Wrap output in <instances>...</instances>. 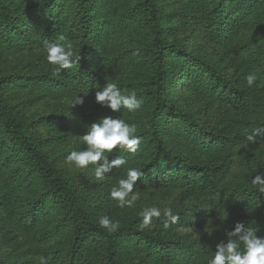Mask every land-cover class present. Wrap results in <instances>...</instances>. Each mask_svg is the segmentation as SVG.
<instances>
[{
  "label": "rangeland",
  "instance_id": "1",
  "mask_svg": "<svg viewBox=\"0 0 264 264\" xmlns=\"http://www.w3.org/2000/svg\"><path fill=\"white\" fill-rule=\"evenodd\" d=\"M137 0H111L106 7V21L94 37L97 46L109 45L110 54L114 55L110 69L88 55L89 63L102 75L101 84L115 83L122 94L136 93L145 87L146 75L150 72L146 42L143 38L142 20L137 17L134 8ZM161 22L162 36L169 45L165 55V64L169 67L166 87L168 103L175 109L194 118L198 128L205 134L228 135L235 129L242 128V121L264 122V96L259 95V66L264 64V0H260L261 17L244 16L237 33H226L232 22V10H226L225 28L219 30L221 21L213 14L211 0H155ZM257 10V11H258ZM76 4H66L62 17L65 18L61 30L52 35V40L40 34V29L33 31L38 21L33 10L19 11L16 23L28 39L12 37L10 42L0 43V95L13 108L17 118L28 126V132L45 152L48 160L64 176L70 178L84 195L89 213L93 219L107 216L121 224L127 219L136 218L142 221L139 213L148 207H158L163 211L171 207L173 213L192 208L202 196L201 187L174 185L161 187L146 179L136 182L133 193L137 200L132 207L121 208L111 200L109 193L118 187L120 179L126 178V169L120 167L104 173L103 180L94 176V168L89 165L77 169L65 163L71 151L83 150L82 135L87 127L104 117H112L135 125V135L140 140L146 136L144 111L137 109L129 112L121 108L119 112L102 111V105L91 97L71 88H66L73 74L68 69L54 74V68L46 61V46L52 43H70L77 56L75 45L74 22ZM222 17V16H221ZM248 17V18H246ZM259 18V21L256 19ZM62 20V18H61ZM220 21V22H219ZM3 30L0 26V33ZM64 37L61 41L60 37ZM243 44L242 50L238 46ZM179 51H173V48ZM194 58L213 65L227 83L242 92L240 99L233 98L231 92L217 93L206 84L205 76L198 77L187 66L186 59ZM186 64V65H185ZM256 75V82L247 86L246 77ZM47 77L49 79H47ZM204 79V80H202ZM76 96L83 97V104L70 107ZM163 138L168 146L191 164L210 165L217 154L212 144L198 145L197 142H183L176 129L164 127ZM209 137V136H208ZM199 135L195 140H199ZM243 152L250 157L247 165H234L227 178L234 184H251V178L257 173H264V138L254 144H244ZM12 148L0 136V158L9 157L10 164L3 171L0 164V259L5 264H39L33 258L35 242L30 232L20 227L16 215L21 212L38 188L35 181L29 182V174L19 158L12 154ZM124 153L114 149L108 159ZM102 161H97V165ZM3 171V172H2ZM24 181V184L21 182ZM47 211L39 217L37 229L47 230V251H58L60 257L67 245V226L61 222L58 205L48 198L45 202ZM257 216L264 215V199L254 207ZM141 219V220H140ZM243 225L242 220L239 222ZM237 223H219L222 241L226 243L227 232L234 229ZM159 218L145 231H162L171 236L169 227L164 228ZM246 229V226L243 225ZM258 237V236H257ZM259 238V237H258ZM61 259L56 260V262ZM128 261L140 264H162L156 257L144 252L130 254Z\"/></svg>",
  "mask_w": 264,
  "mask_h": 264
},
{
  "label": "trees",
  "instance_id": "2",
  "mask_svg": "<svg viewBox=\"0 0 264 264\" xmlns=\"http://www.w3.org/2000/svg\"><path fill=\"white\" fill-rule=\"evenodd\" d=\"M213 14L222 24L219 30H224L226 10H232L233 15L228 34H236L244 16L261 17L260 0H211ZM111 0H0V43L10 42L12 37L25 39L29 43L26 32L17 27L16 18L19 11L33 10L37 13L38 23L33 31L41 28L40 34L52 40V35L61 30L65 18L62 14L66 4H76L74 22V39L79 59L68 69L73 75L65 87L75 92L82 91L95 97L97 91L106 85L101 84L102 75L89 63L88 55L110 69L115 61L110 54L109 45L97 46L94 37L98 22L106 21V7ZM258 10V11H257ZM134 12L142 20L143 38L148 52L150 72L146 75L145 87L134 93L141 100L144 111L146 136L140 140L135 153L124 152L116 155L126 160L121 167L136 168L143 175L136 182L144 179L161 187L187 185L201 187L202 196L192 208L179 213L175 224H171L166 236L162 231L140 230L136 218L122 222L119 229L109 233L99 227V222L89 213L84 195L73 181L64 176L48 160L45 152L28 132V126L20 121L14 110L0 95V136L12 148V154L19 158L29 174V183L35 181L38 188L28 199L25 208L16 215L17 224L30 232V238L36 243L33 248V258L45 257L48 264H140L128 261L130 254L144 252L156 257L162 264H208L216 246L223 243L219 223H239L242 220L246 229H255V235L264 238V215L257 216L253 211L263 199L253 186L234 184L228 180L229 170L234 165L249 164L250 157L243 152L247 144L241 135L244 129L264 127V122L256 120L242 121V128H237L228 135H210L198 128L194 118L175 109L168 103L166 79L168 68L165 55L169 45L165 42L163 25L155 0H137ZM222 16V17H221ZM62 18V20H61ZM248 18V17H246ZM259 21V18L256 19ZM243 44L238 50H242ZM173 51H179L176 46ZM187 66L198 77L205 76L206 84L217 93L231 92L233 98L240 99L242 92L227 83L221 73L211 64L186 59ZM185 64V65H186ZM259 97L264 96V64L259 66ZM47 79H49L47 77ZM204 80V79H202ZM133 94V93H131ZM129 95V94H128ZM110 108L102 106L104 113ZM176 129L183 142H197L198 145L212 143L217 148V154L210 165L191 164L180 154L171 149L163 138L164 127ZM199 135V140L195 138ZM209 136V137H208ZM3 171L9 166V157L0 158ZM2 171V172H3ZM135 182V183H136ZM24 184V181L21 182ZM51 198L59 207L61 222L67 226V245L65 253L60 257L58 251L43 250L46 244L47 230L37 229L39 217L46 213L45 202ZM165 223V218H159ZM141 220V219H140ZM212 229L209 233L207 230ZM61 261L56 262V260ZM0 264H5L0 259Z\"/></svg>",
  "mask_w": 264,
  "mask_h": 264
},
{
  "label": "clouds",
  "instance_id": "3",
  "mask_svg": "<svg viewBox=\"0 0 264 264\" xmlns=\"http://www.w3.org/2000/svg\"><path fill=\"white\" fill-rule=\"evenodd\" d=\"M63 41L64 37H60ZM46 61L54 68V74L61 73L62 69H70L74 63V53L70 43H52L46 46ZM79 56L75 57L77 62ZM256 75L249 74L246 77L247 86L251 87L256 82ZM95 101L102 106L110 108L113 112H119L121 108L133 112L141 107V100L136 95L122 94L115 83H107L95 94ZM83 97L76 96L70 102V107L83 104ZM135 125H129L125 121L112 117H104L98 122L87 127V131L81 137L84 145L83 150L71 151L65 158V163L77 169L87 168L92 165L94 176L97 180L104 179V173H109L113 169H119L125 165L126 160L117 156L109 160L108 154L114 149L127 153H135L140 144V137L135 135ZM241 135L247 144H254L258 139L264 138V127H253L250 130L244 129ZM97 161H102L97 165ZM143 173L136 168H128L126 178L120 179L118 187H114L109 193L110 199L116 201L121 208L132 207L137 200V195L133 193L135 182L141 178ZM251 184L264 193V173H257L251 178ZM139 215L142 221L140 230H144L153 223L154 218H165L164 228L170 227L179 220V216L173 214L171 207H165L161 211L158 207H148L142 210ZM99 227L112 233L119 229V222H114L107 216L99 219ZM212 229L207 231L210 233ZM255 229H245L237 223L234 229L227 232L226 243L216 246L215 252L208 264H264V238L255 235ZM39 264H48L45 257L38 258Z\"/></svg>",
  "mask_w": 264,
  "mask_h": 264
}]
</instances>
